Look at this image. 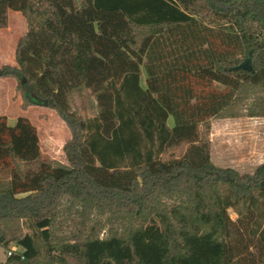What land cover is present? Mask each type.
Listing matches in <instances>:
<instances>
[{
	"label": "trees",
	"instance_id": "16d2710c",
	"mask_svg": "<svg viewBox=\"0 0 264 264\" xmlns=\"http://www.w3.org/2000/svg\"><path fill=\"white\" fill-rule=\"evenodd\" d=\"M8 10L26 31L0 78L70 138L45 162L0 117L3 264H264V164L217 167L199 132L264 119V0H0V27Z\"/></svg>",
	"mask_w": 264,
	"mask_h": 264
},
{
	"label": "rangeland",
	"instance_id": "374dc122",
	"mask_svg": "<svg viewBox=\"0 0 264 264\" xmlns=\"http://www.w3.org/2000/svg\"><path fill=\"white\" fill-rule=\"evenodd\" d=\"M6 15V25L0 27V67L15 66L17 42L26 31V22L20 13L8 10ZM142 70L141 84L144 87L145 76L144 69ZM15 86L14 79L0 78V117H5L6 123L11 126L15 125L19 117L26 118L36 128L40 141V158L45 162L57 160L65 164L62 147L70 138L66 125L52 110L21 105L22 100ZM72 106L83 118H90L94 113L92 103L83 102L77 97L74 98ZM241 112L244 111L241 109ZM208 123L209 130L202 124L199 132L210 141L211 160L215 166L232 168L241 174H252L257 166L264 164V119H250L241 115L235 119L209 120ZM173 125L174 119L169 117L168 126ZM185 150L186 145L170 148L162 159H179ZM1 178L0 175V181ZM229 216L235 220L232 210H229ZM10 248L12 251H22L14 245ZM6 258V251L0 249V264L5 263Z\"/></svg>",
	"mask_w": 264,
	"mask_h": 264
},
{
	"label": "water",
	"instance_id": "95a60500",
	"mask_svg": "<svg viewBox=\"0 0 264 264\" xmlns=\"http://www.w3.org/2000/svg\"><path fill=\"white\" fill-rule=\"evenodd\" d=\"M262 40H263V44H264V31L262 33ZM252 62L250 60V58L246 59L242 65H240L239 68L243 69V70H246V71H251L252 69Z\"/></svg>",
	"mask_w": 264,
	"mask_h": 264
},
{
	"label": "built area",
	"instance_id": "2783aa9c",
	"mask_svg": "<svg viewBox=\"0 0 264 264\" xmlns=\"http://www.w3.org/2000/svg\"><path fill=\"white\" fill-rule=\"evenodd\" d=\"M11 255V253L9 252V253H7V256H10Z\"/></svg>",
	"mask_w": 264,
	"mask_h": 264
}]
</instances>
